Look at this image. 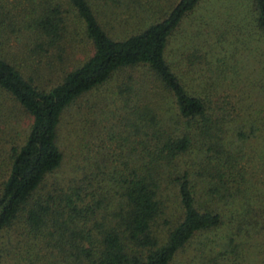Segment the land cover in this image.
Returning <instances> with one entry per match:
<instances>
[{"label":"trees","instance_id":"1","mask_svg":"<svg viewBox=\"0 0 264 264\" xmlns=\"http://www.w3.org/2000/svg\"><path fill=\"white\" fill-rule=\"evenodd\" d=\"M200 1L175 0L163 12V0H0V264H171L196 233L223 223L242 190L245 146L264 143V61L238 62L254 75L230 100L234 91H224L238 72L228 77V58L219 54L228 42L224 21L211 17L174 41ZM249 3L251 27L264 33V0ZM70 14L91 51L40 88L38 65L26 61L40 63L49 47L61 61ZM114 74L121 105L107 127L112 150L43 189L61 164L65 113ZM17 112L29 118L20 141L8 123ZM170 197L179 211L169 221ZM200 244L195 258L207 264L210 245Z\"/></svg>","mask_w":264,"mask_h":264},{"label":"rangeland","instance_id":"2","mask_svg":"<svg viewBox=\"0 0 264 264\" xmlns=\"http://www.w3.org/2000/svg\"><path fill=\"white\" fill-rule=\"evenodd\" d=\"M174 1L163 0V12L168 10ZM211 17H214L216 22L220 19L224 21L222 28L228 32L225 40L228 41L227 45L219 54L223 55V59H226L224 54L228 58V77L235 76V72H238V75L235 84H229L224 92L230 94L234 91L230 100H237V90L245 88L254 75L239 70L238 62L248 59L256 68L261 67L264 61V33L251 27L253 13L249 0H201L184 18L183 25L174 35V41L182 39L188 29L197 27L198 23L208 21ZM10 42L17 58L22 57L23 53L16 48L14 42ZM60 44L63 48L61 61L55 58L57 49L54 47L48 48L47 56L41 57L40 63L31 57L26 61L32 66L38 65L34 82L40 88H48L58 81L64 70L80 63L91 51L90 41L83 35L82 22L72 14L66 19ZM116 75H112L104 83L84 94L81 99H77L65 113L57 134V144L62 153L61 164L45 177L43 189L52 188L55 182L65 184L69 178L80 176L88 164H93L94 159H104L103 155L112 150V140L108 137L107 127L110 120H114L113 114L118 110L117 107L121 105L114 91V86L120 78V74ZM159 102L164 105L161 107L162 111L167 104L171 107L168 101L163 104L160 99ZM172 112L171 107L164 114ZM85 117L87 119H84ZM9 119L15 140L20 141L29 118L26 114L17 112ZM1 122H5L0 120V136H3L5 129ZM1 142L2 139L0 147ZM243 151L244 154L239 158L244 173L242 190L226 205L223 223L204 233H196L189 243L176 253L171 264H199V259L195 257L198 253L197 247L201 245L200 240L207 241L211 248L212 258L207 260V264H264V143L251 142ZM1 152L2 169L6 156ZM108 161L107 159L106 162ZM178 211L175 198L170 197L165 209L169 221ZM249 217L256 220L255 226L247 224ZM166 226V223H161L155 228L158 233L163 234ZM219 250L221 253L217 254Z\"/></svg>","mask_w":264,"mask_h":264}]
</instances>
